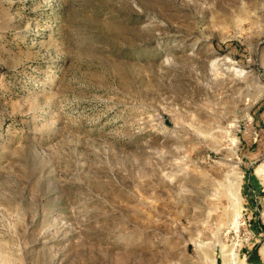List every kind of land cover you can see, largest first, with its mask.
<instances>
[{
  "label": "rangeland",
  "instance_id": "rangeland-1",
  "mask_svg": "<svg viewBox=\"0 0 264 264\" xmlns=\"http://www.w3.org/2000/svg\"><path fill=\"white\" fill-rule=\"evenodd\" d=\"M0 264H264V0H0Z\"/></svg>",
  "mask_w": 264,
  "mask_h": 264
}]
</instances>
